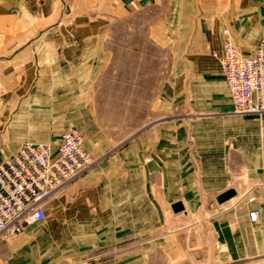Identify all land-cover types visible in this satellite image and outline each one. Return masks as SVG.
Returning a JSON list of instances; mask_svg holds the SVG:
<instances>
[{
	"label": "rangeland",
	"instance_id": "374dc122",
	"mask_svg": "<svg viewBox=\"0 0 264 264\" xmlns=\"http://www.w3.org/2000/svg\"><path fill=\"white\" fill-rule=\"evenodd\" d=\"M65 6L61 0H0L1 160L27 143L56 150L62 135L72 129L83 133L95 160L93 168L128 147L138 148L141 140L150 157L157 140L165 137V127L173 124L179 127L180 145H185L196 175L210 160V150L218 149L223 154L220 160L233 162L226 170L231 184L240 187L249 182L254 160L263 158L264 150L254 138L257 128L247 121L261 119L234 114L229 99L218 101L225 98L209 81L217 71L209 60L190 52L184 34L191 0L174 4L148 0L140 9L128 8L129 12H116L113 19L98 20L66 17ZM105 7L101 2L99 12ZM92 24L101 28V34L69 33L71 26ZM60 39L65 43L62 51L57 50ZM59 58L66 60L60 74L54 65ZM23 63L24 67L18 66ZM209 207L216 208L214 203ZM183 214H178L180 223L175 228L169 213L161 230L147 229L144 236L80 258L67 249L66 242L73 240L70 229L53 226L57 211L47 210V219L34 227L35 261L264 264V249L244 258L225 256L207 220L199 213ZM45 237L50 245L44 243ZM123 254L131 258L123 260Z\"/></svg>",
	"mask_w": 264,
	"mask_h": 264
},
{
	"label": "crops",
	"instance_id": "0c3cea01",
	"mask_svg": "<svg viewBox=\"0 0 264 264\" xmlns=\"http://www.w3.org/2000/svg\"><path fill=\"white\" fill-rule=\"evenodd\" d=\"M61 1L66 4V17L98 20L113 19L116 12H129L130 8L140 9L148 0ZM161 1L154 0L156 4ZM174 1L171 0V3L174 4ZM191 1L192 6L188 8L190 11L186 15L187 24L184 25L188 48L190 52L201 55L203 61L209 60V65L217 71V76L209 81H212V87L219 89L220 92L216 93L225 98H219L218 101L229 99L233 111L234 105L225 76L213 53L221 51L225 39L223 31L228 29L243 53L255 54L264 37V0ZM101 2L106 4L102 13L99 12ZM62 29V26L59 27L60 36ZM70 29L69 33L75 35L101 34V28L93 24L71 26ZM64 33L67 34L68 30ZM60 41L57 45L58 51H62L65 45L62 39ZM54 65L59 68L60 74L63 72L62 67H66V60L59 58ZM18 66L24 67L25 64ZM247 122L257 128L254 138L257 139L258 148L263 146L264 150V118L261 121L249 119ZM29 129L31 128H27ZM164 130L165 137L157 140L154 153L150 157L146 154L147 145L141 140L138 148L128 147L107 162H101L81 180L58 189L47 200L46 209L57 211L53 226L70 229L73 240L66 242L67 249L75 250L77 256L85 258L86 253L95 249L104 250L115 243L123 244L134 237L144 236L147 229H154V232L161 230L164 217L167 218L169 213L173 215L170 222L175 228L180 223V215L173 213L172 205L181 201L186 209L184 216H190L194 212L207 220V225L212 229L225 256L244 258L263 250L264 155L263 158L254 160V173L251 174L249 182H242L239 187L231 184L232 179L226 172L227 166H231L233 162L228 164L227 160H220L219 156L223 154L218 149L210 150V160L205 162L202 172L196 175L193 164L187 159L185 145H180L179 127L170 124ZM85 147L89 152L86 141ZM58 148L53 149L55 154ZM1 159L0 137V163L4 161ZM242 162L243 155L240 152V165ZM231 190L234 191V196L219 203L218 199ZM210 203H214L218 211L216 208L211 209ZM258 208L261 209V215L259 222L254 224L249 214ZM34 227L12 241H4L0 237V264H36ZM43 241L50 245V238L45 237ZM121 258L129 260L131 255L123 254ZM44 259L47 258L44 256ZM40 263L45 264V260Z\"/></svg>",
	"mask_w": 264,
	"mask_h": 264
},
{
	"label": "built area",
	"instance_id": "2783aa9c",
	"mask_svg": "<svg viewBox=\"0 0 264 264\" xmlns=\"http://www.w3.org/2000/svg\"><path fill=\"white\" fill-rule=\"evenodd\" d=\"M221 51H215L234 105L242 117L264 118V37L253 55L243 53L230 30L223 31ZM95 160L86 150L79 130L62 135L55 154L45 144H24L0 163V237L12 241L47 219V200L93 168ZM261 209L250 212L259 222Z\"/></svg>",
	"mask_w": 264,
	"mask_h": 264
},
{
	"label": "water",
	"instance_id": "95a60500",
	"mask_svg": "<svg viewBox=\"0 0 264 264\" xmlns=\"http://www.w3.org/2000/svg\"><path fill=\"white\" fill-rule=\"evenodd\" d=\"M232 196H234L233 190H231V191L227 192L226 194H224L223 196H221L218 199V201H219V203H223L227 199H230ZM172 210H173L174 214L178 215V214L184 213L186 209H185L184 204L181 201H179V202H176L172 205Z\"/></svg>",
	"mask_w": 264,
	"mask_h": 264
},
{
	"label": "bare ground",
	"instance_id": "6f19581e",
	"mask_svg": "<svg viewBox=\"0 0 264 264\" xmlns=\"http://www.w3.org/2000/svg\"><path fill=\"white\" fill-rule=\"evenodd\" d=\"M23 236V235H22Z\"/></svg>",
	"mask_w": 264,
	"mask_h": 264
}]
</instances>
